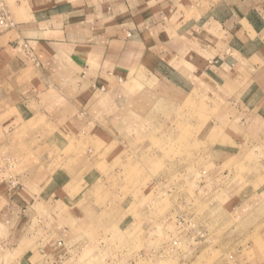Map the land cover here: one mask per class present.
<instances>
[{
	"label": "crops",
	"instance_id": "obj_1",
	"mask_svg": "<svg viewBox=\"0 0 264 264\" xmlns=\"http://www.w3.org/2000/svg\"><path fill=\"white\" fill-rule=\"evenodd\" d=\"M0 1L17 24L0 35V221L11 236L66 203L84 214L103 176L97 118L116 92L181 95L197 74L252 135L264 192V0Z\"/></svg>",
	"mask_w": 264,
	"mask_h": 264
},
{
	"label": "rangeland",
	"instance_id": "obj_2",
	"mask_svg": "<svg viewBox=\"0 0 264 264\" xmlns=\"http://www.w3.org/2000/svg\"><path fill=\"white\" fill-rule=\"evenodd\" d=\"M201 75L181 95L116 92L97 118L103 176L89 184L84 214L66 203L49 219L27 217L20 236L0 221V264H264L252 135Z\"/></svg>",
	"mask_w": 264,
	"mask_h": 264
},
{
	"label": "built area",
	"instance_id": "obj_3",
	"mask_svg": "<svg viewBox=\"0 0 264 264\" xmlns=\"http://www.w3.org/2000/svg\"><path fill=\"white\" fill-rule=\"evenodd\" d=\"M16 22L14 21L11 13L9 12L8 8L6 7V5L0 1V35L4 34L5 32L12 30L14 28H16ZM22 50L28 55H31L30 52V47L28 44H23L22 46ZM12 167L13 164H11ZM12 180V177L10 178ZM12 185L15 186L17 185L16 182H12ZM59 245H62L61 242H59Z\"/></svg>",
	"mask_w": 264,
	"mask_h": 264
},
{
	"label": "bare ground",
	"instance_id": "obj_4",
	"mask_svg": "<svg viewBox=\"0 0 264 264\" xmlns=\"http://www.w3.org/2000/svg\"><path fill=\"white\" fill-rule=\"evenodd\" d=\"M155 105H156V104H155ZM156 106H157V105H156ZM153 107H154V106H153ZM153 107H152V108H153ZM158 108H159V107H158ZM127 174H128V173H127Z\"/></svg>",
	"mask_w": 264,
	"mask_h": 264
}]
</instances>
